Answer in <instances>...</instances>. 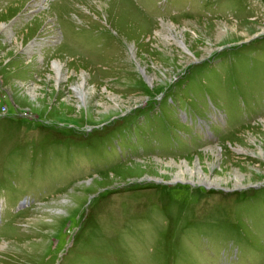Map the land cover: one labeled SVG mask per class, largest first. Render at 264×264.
<instances>
[{"label": "rangeland", "instance_id": "374dc122", "mask_svg": "<svg viewBox=\"0 0 264 264\" xmlns=\"http://www.w3.org/2000/svg\"><path fill=\"white\" fill-rule=\"evenodd\" d=\"M0 264H264V0H0Z\"/></svg>", "mask_w": 264, "mask_h": 264}, {"label": "bare ground", "instance_id": "6f19581e", "mask_svg": "<svg viewBox=\"0 0 264 264\" xmlns=\"http://www.w3.org/2000/svg\"><path fill=\"white\" fill-rule=\"evenodd\" d=\"M54 65H56L57 69L59 68V63L58 62H54ZM59 72V70H58Z\"/></svg>", "mask_w": 264, "mask_h": 264}]
</instances>
